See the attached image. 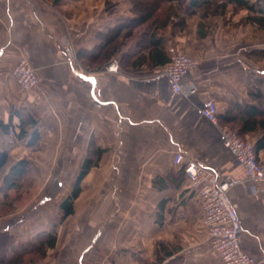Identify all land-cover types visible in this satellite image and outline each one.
Returning <instances> with one entry per match:
<instances>
[{"label":"crops","instance_id":"obj_1","mask_svg":"<svg viewBox=\"0 0 264 264\" xmlns=\"http://www.w3.org/2000/svg\"><path fill=\"white\" fill-rule=\"evenodd\" d=\"M194 1L179 7L167 0L148 24L161 40L154 49L160 62L150 49L124 43L113 55L119 68L109 70L113 59L93 68L78 55L136 19L133 0H0V145L8 153L0 183L20 160L31 172L28 192L21 193L28 205L1 217L20 216L12 227L0 222V231L17 242L50 231L53 209L71 195L82 165L92 166L45 263L154 264L159 242L167 251L159 264H223L196 191L174 163L181 150L236 181L229 195L243 225L242 248L264 264V182L249 178L201 110L211 97L219 117L229 108L264 104V61L251 59L248 48L251 37L256 48L264 42V28L249 19L264 16V0H248L254 10L233 0H201L194 8ZM235 8L245 10L242 19L228 16ZM248 26L253 33L244 32ZM172 45L200 60L186 75L196 84L189 97L173 95L163 73ZM22 58L38 72V88L25 91L12 73ZM263 134L257 129L247 138L256 142Z\"/></svg>","mask_w":264,"mask_h":264},{"label":"built area","instance_id":"obj_2","mask_svg":"<svg viewBox=\"0 0 264 264\" xmlns=\"http://www.w3.org/2000/svg\"><path fill=\"white\" fill-rule=\"evenodd\" d=\"M67 50L71 51L70 47H67ZM169 54L170 58L162 69L170 79L172 94L189 97L196 92V84L187 80L186 75L198 66L200 60L176 45L170 46ZM118 68V59L115 58L110 62L108 69ZM12 73L25 91L39 87V74L28 58L20 59L13 67ZM201 110L218 126L224 145L246 167L249 178L264 182V159L258 156L255 142L243 138L235 129L219 122L218 105L213 97L205 101ZM10 131L14 132L12 127ZM174 154V163L182 165L189 186L196 191L211 245L223 264H258L255 257L241 245L243 225L229 195L236 181L221 177L217 171L197 162L181 150Z\"/></svg>","mask_w":264,"mask_h":264},{"label":"trees","instance_id":"obj_3","mask_svg":"<svg viewBox=\"0 0 264 264\" xmlns=\"http://www.w3.org/2000/svg\"><path fill=\"white\" fill-rule=\"evenodd\" d=\"M165 1L167 0H133V10L138 13V17L134 20L126 21L123 22V24H120L116 30L106 36L105 41L98 48H96V50L84 49L80 51V54L78 56L83 59L85 64L93 68L96 65L100 67L104 63L109 62L111 59H113V55L118 50H120L119 48L124 44L125 37H132V32L138 30V28H140V25L143 23H148L152 26V24L159 18V9ZM170 1L176 2L179 7L187 5V0ZM233 1H238L239 3L247 6L249 10H254L253 5H250V2L248 0ZM202 2L203 1L201 0H195L193 4L194 8L196 7L195 5H201ZM249 19L255 21L256 24L259 25V27L264 28V16L251 14ZM138 41L139 44L137 45V47L140 52H143L148 48L150 49L148 53L149 57L153 58L155 56V58L158 59L157 61H161L160 52L154 50L156 45H158L161 40L155 39V37H153V33H150V29H145L143 31L142 38H140ZM132 55L124 53L122 54V58H131L134 56ZM138 58L140 60H143L144 58H146V55L143 53L139 54ZM169 58L170 55L168 58H164V64L167 63ZM219 120L222 124H227L235 129L243 138L248 139V133L257 129H264V104L262 106L253 104L243 107L236 106L235 108H229L224 115H220ZM255 144L256 151L258 153V156L260 157V150L264 149V134L260 136ZM102 151L103 150L100 149L98 155ZM7 161L8 153L0 145V175ZM90 167L92 166L89 163V160L84 165H82L81 172L75 180L71 195L68 196L66 200L60 205V219L58 223H52V229L50 231L42 236L39 235L36 238H32L34 240H31L30 242H17L18 246H20L21 248L16 254H12L11 252L9 253V251H11L12 249V245L14 244V242H16L14 235L8 230L0 231V264H47L45 263V259L48 250L56 247L57 245L58 225L74 211V198L79 194L81 190L80 183L85 175L90 171ZM28 169L29 163L27 162V160L23 159L18 161L11 169V171H9V173L5 176L4 184L0 183V189L4 190L5 193L9 192L12 189L14 190V188L17 189V191L21 189L20 184L22 180H24L23 178L28 173ZM30 184L31 180H29L24 189H28L30 187ZM161 250L167 252L165 249V244L158 242L155 249V254H157V261L154 264H159L162 261L163 256L160 254Z\"/></svg>","mask_w":264,"mask_h":264},{"label":"rangeland","instance_id":"obj_4","mask_svg":"<svg viewBox=\"0 0 264 264\" xmlns=\"http://www.w3.org/2000/svg\"><path fill=\"white\" fill-rule=\"evenodd\" d=\"M231 10L232 11L229 12L228 16L231 19H235V20L237 19V17L242 19V16L245 13V10H241L239 8H235V9H231ZM147 26H148V23L146 25H141L140 28H138V30L132 32L133 33L132 34V37H125L124 38V43L127 44V46H129V47L130 46H134V45H138L139 44V41L138 40L140 38H142V36H143V30L147 29L148 28ZM244 32H246L248 34L253 33L252 32V26L246 27L244 29ZM259 35L264 38V30H262V32L259 33ZM251 39H253V37L250 38V41L248 43V48L250 50L249 52H250L251 59L253 58V59L256 60L257 58L260 57L264 61V42L263 43H260V44L258 43L262 47L259 46L258 48H256V47H254L255 46V42L253 40L251 41ZM69 169L70 168H66V170H65L67 175L70 173V172L68 173ZM30 176H31V172H30V168H29L28 169V173L23 178L24 180H22L23 182H21V184H20L21 185V189H19L18 191H17V189L14 188V191L12 193L7 192L4 195L5 191L0 189V191L3 192L2 193L3 194L2 197L0 195V222H1V225L7 223L9 226L12 227L16 223L19 222V218L18 217H20V216L15 217V219H13V218H9V219H5L4 218V219H1V217H10L11 216L10 215L11 212L15 211L18 208L26 207L28 205V204H26L27 203L26 200H24V199L22 200L21 196H23V195H21V193L28 192L27 191L28 189H24V187L28 184L29 180H31V179H29ZM58 201H59V199H57V201H54V204L57 203ZM52 214H53V221H52V223L53 224L54 223H58V221L60 219V215H61L60 214V208L57 207L56 210L53 209ZM1 228H2V226H0V229ZM14 237H15V235H14ZM31 240H34V239H31L30 238L27 241L30 242ZM20 248L21 247L18 246V243H17V240H16V242H14V244L12 245V249H11V251H9V253L11 252L12 254H16Z\"/></svg>","mask_w":264,"mask_h":264},{"label":"water","instance_id":"obj_5","mask_svg":"<svg viewBox=\"0 0 264 264\" xmlns=\"http://www.w3.org/2000/svg\"><path fill=\"white\" fill-rule=\"evenodd\" d=\"M72 61H71V63H74V62H76V60L75 59H71ZM74 71L80 76V77H88V78H90V79H92V80H94L92 77H90V76H87L85 73H81V72H78V71H76L75 69H74Z\"/></svg>","mask_w":264,"mask_h":264}]
</instances>
